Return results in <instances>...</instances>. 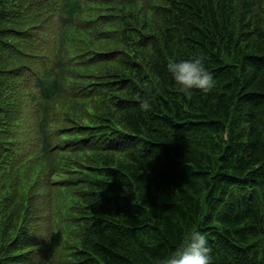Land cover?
Returning <instances> with one entry per match:
<instances>
[{
  "label": "trees",
  "instance_id": "trees-1",
  "mask_svg": "<svg viewBox=\"0 0 264 264\" xmlns=\"http://www.w3.org/2000/svg\"><path fill=\"white\" fill-rule=\"evenodd\" d=\"M194 228L264 264V0H0V264H158Z\"/></svg>",
  "mask_w": 264,
  "mask_h": 264
},
{
  "label": "clouds",
  "instance_id": "clouds-1",
  "mask_svg": "<svg viewBox=\"0 0 264 264\" xmlns=\"http://www.w3.org/2000/svg\"><path fill=\"white\" fill-rule=\"evenodd\" d=\"M168 71L175 82L176 90L186 97H190L194 89L208 93L215 87L213 76L207 70L202 56L170 62ZM137 100L141 111H151L152 102L149 98L137 96ZM158 264H213L212 248L207 236L194 228L177 250L159 260Z\"/></svg>",
  "mask_w": 264,
  "mask_h": 264
}]
</instances>
